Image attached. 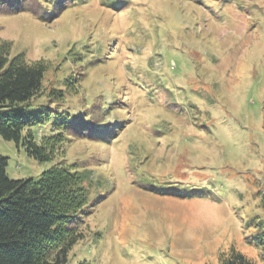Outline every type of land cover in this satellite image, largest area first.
I'll use <instances>...</instances> for the list:
<instances>
[{"label":"rangeland","instance_id":"obj_1","mask_svg":"<svg viewBox=\"0 0 264 264\" xmlns=\"http://www.w3.org/2000/svg\"><path fill=\"white\" fill-rule=\"evenodd\" d=\"M112 3L0 15V44L48 65L43 101L66 90L67 110L124 121L111 143L66 147L104 197L68 264H264V0ZM0 150L13 179L53 165Z\"/></svg>","mask_w":264,"mask_h":264},{"label":"trees","instance_id":"obj_2","mask_svg":"<svg viewBox=\"0 0 264 264\" xmlns=\"http://www.w3.org/2000/svg\"><path fill=\"white\" fill-rule=\"evenodd\" d=\"M86 2L0 0V15L31 13L46 24ZM12 46L10 41L0 44V138L53 165L38 179H13L10 158L0 150V264H68L71 251L85 237L87 218L104 197L94 194L99 186L92 171L67 161L66 147L87 136L111 143L121 121L107 119L112 107L100 119L90 115L93 106L77 110L67 104V110L66 90L53 88L43 101L48 65L31 62L24 53L12 56ZM220 264L254 263L233 250Z\"/></svg>","mask_w":264,"mask_h":264}]
</instances>
